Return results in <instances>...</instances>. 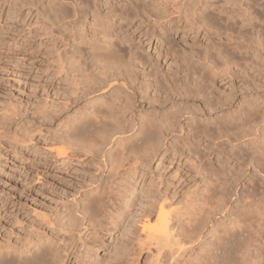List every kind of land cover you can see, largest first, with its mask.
Masks as SVG:
<instances>
[{
  "label": "rangeland",
  "instance_id": "1",
  "mask_svg": "<svg viewBox=\"0 0 264 264\" xmlns=\"http://www.w3.org/2000/svg\"><path fill=\"white\" fill-rule=\"evenodd\" d=\"M43 2H40L38 12L39 8L21 0H0V252L16 254L17 247L25 251L27 246H34L41 240L63 255L68 251L61 264H85L86 261L90 264H177V260L181 259L183 262L186 259L188 264H212L214 262H208L207 257L218 248V244L223 247L224 243L226 248L238 249L237 244L240 243L239 249L243 254L250 242L249 238L245 239L248 231H257L264 238V213L258 224L254 219L258 220L259 215H250L251 218H244V222L238 225L241 200L264 204V141L261 142L259 137L257 142L249 144L248 137L238 138L237 130L229 133V139L217 134L209 137L199 135L193 139L189 132L187 136L181 133L183 138L176 140L170 134L165 138L167 140H163L166 145L158 151L155 150L156 141L151 138L154 143L140 140L129 150H125L122 143L118 146L122 153H116L119 157L115 155L109 159L104 152H108L112 143L107 147L99 144L106 138L101 130L89 128L91 132L86 133L83 139L72 140L73 145H77L75 148L67 146L64 140L62 143L65 122L74 121L76 106L83 110L86 104L73 102L75 96L65 85L64 72L60 70L56 52H50L49 40L43 35V13L40 15ZM142 2L151 4L150 0ZM247 4L252 9L249 11L254 20H251L254 25L252 29H247L250 33L259 29L256 35L261 32L258 36L262 40L264 0H249ZM103 10L105 12V7L101 9L102 14ZM150 22L148 19L146 25L154 32L158 31L156 35H159V28L153 27ZM140 23L141 20L134 17L128 25H120V28L123 26L120 33L135 39L136 47L139 45L137 51L143 57L149 61L155 58L153 63L163 78L172 75L174 78L168 76L169 79L176 78L179 83L183 82L185 74L175 75L173 72L176 60L160 52L163 47L161 40H147L142 44L136 41L140 33L136 34L135 29ZM141 29L144 31L146 28L141 25ZM247 29L243 30L246 34L249 32ZM180 31L183 32L169 34L178 52L196 40L193 33ZM244 58L242 60L238 55L241 66L233 67L232 71L236 73L234 77H213L212 81L211 76L206 92H210L212 105H217L218 100L226 103L224 99L230 95L238 97V92L243 89L239 93L241 99L237 98L236 104L241 101L246 104L253 102L263 113L264 57L263 60L260 55L247 57L249 62ZM176 97L174 93L166 99L162 94L163 99L158 96L162 104L151 107V115L157 116L152 118H160V122L153 123L156 137L162 125L159 123L165 124L167 117L178 108L181 110V114H177L178 120H181L184 132L190 130L185 119L188 117L187 108L193 105L199 109L200 97H190L186 102ZM236 104L229 110L222 106L213 116L230 114ZM144 108H148L146 104ZM199 112L196 110L200 116L196 120L199 118L198 122L203 124L204 118L209 119L210 116H203L200 109ZM128 115L127 118H130ZM259 116V120L263 117L264 122V113ZM106 117H99L95 126L114 122L108 118L109 122ZM254 125L260 128L264 123ZM254 125L248 126L251 129L249 133L254 132ZM160 133L162 137V131ZM212 136L219 138L215 140ZM62 149L64 152L67 150L66 156L58 153ZM115 157L119 158L118 162ZM107 160L110 161L107 163ZM111 161L117 162L114 165L117 171L113 169L115 172L107 169ZM119 162L120 167H117ZM92 186H102L100 189L106 192L105 201H102L104 205L99 201L94 203L98 212L96 221H100L98 224L95 222V228L89 227L88 231L81 232L80 243L81 240H76V232L83 230L84 221L81 215L74 213L78 209L74 200L81 191ZM160 208L165 213L167 223L166 232L158 235L153 228L158 222ZM49 220L51 222L47 223ZM68 220L76 228L81 222L78 231L74 233L62 228ZM242 226H247L243 230L248 231H242V240H238V231ZM70 250L74 255L69 254Z\"/></svg>",
  "mask_w": 264,
  "mask_h": 264
},
{
  "label": "bare ground",
  "instance_id": "2",
  "mask_svg": "<svg viewBox=\"0 0 264 264\" xmlns=\"http://www.w3.org/2000/svg\"><path fill=\"white\" fill-rule=\"evenodd\" d=\"M21 1L39 8V4L43 0ZM248 1L249 0H150L151 4L149 3L148 5V2L143 3L142 0H44L42 3L43 10H41L42 12L40 14L42 15L43 13L42 18L45 24V27H43V35L47 36L49 40L50 52H56V59L60 64V70L64 72L65 85L70 88V93L75 96L73 102L77 101L78 103L81 101L86 104L85 108H82L83 110L76 106L75 110L77 114L74 121L65 122V130L62 131L63 139L61 138V141L64 140V142L68 144L67 146H74L75 148L77 145L74 141L75 145H73L72 140L75 138L83 139V136L90 131H88L89 128L92 127L95 130H101L105 132L106 138H103L105 141L102 140L103 142H99V144L102 147L103 145L107 147L112 143V146L107 150L108 152H104V156L108 155V159L115 155L118 156L116 153L121 152L118 148L120 144L123 143L125 146L124 149L129 150V148L131 149V147L140 140L145 143V140H149L153 143L156 141V145L154 144L156 148H154L158 151L166 145L163 140L170 134L174 135L175 139L179 137L180 140L183 138L182 136H184V134L187 136L189 132L192 133L190 136H192L191 138L193 139L199 135L202 137H209L214 134L221 137L227 136L229 139V133L237 130L238 138L242 136L248 137L249 144L252 141L257 142V137H259L261 142L264 141V126L261 125V123H264L262 121L263 117L259 120V115H263L264 112L262 113L259 107L253 102L246 104V102L242 103L241 101V103H237L238 105L236 104L237 98L241 97H239V93L243 91V89H239L240 86L238 87V91H241L238 92V97L230 95L224 99L226 103H220V100H218L217 105H212L213 102L210 100V92H206L209 88L207 84L211 81V76L212 81H214L213 77L219 78L224 76L232 78L235 76L236 73L232 71V69L233 67L239 66L238 61L240 60H238L239 58L237 59L238 55H240L241 59L244 58L246 54L248 55L247 57L250 58H255L259 55L261 58L264 57L262 56L264 53V50H262V48L264 49V41L262 40L264 39L261 40L259 38L260 36H258L261 32L256 35L259 29L257 31L256 29H254V31L251 30V33L247 29H252L254 26L251 24L254 20L251 19L252 14H250V8L247 6ZM104 7L105 12L103 10L104 13L102 14L101 9ZM39 11L40 8L38 9V12ZM134 17H138L141 20V23L138 24V27L135 29L136 34L140 33L136 41L142 44L147 40L148 42L152 39L161 40L163 47L160 52H162V55L170 56L176 60V69L173 72L175 75L184 73L185 79L183 82L181 81L179 83L176 81V78L174 80L169 79L172 75L166 74L167 76L163 78V74H159L160 72L157 71L158 69L156 70L155 63H153L155 58L149 61L150 59L147 57L146 59L145 56L143 57L137 51L139 45L136 47L134 42L135 39L120 33L123 27L120 28V25H128L132 22ZM148 19L153 23V27L159 28V35H156L158 31L154 32V29L146 25ZM262 21H264V18ZM246 24L249 25L246 27ZM141 25H144L146 28L144 31L142 30L143 28L141 29ZM244 29L249 31L248 34L243 32ZM180 30L193 33V37H195L196 40L194 39L195 41H192L188 48H182V50L178 52L175 50V43L173 44V40H171L169 34L183 32ZM243 33H245V36L247 35L246 38L242 36ZM121 35H123V37ZM142 38L144 39L142 40ZM124 47L125 49H123ZM258 60L260 59L258 58ZM249 61L250 60H248V62ZM255 62L257 61H254V63ZM257 65L259 66V63ZM148 68L149 70H147ZM164 90L166 91L165 93ZM174 93L177 95L176 98H181L184 102L188 101L190 97H200V99L198 98L200 100L199 109L203 112L202 115H209L210 118L212 115V118L210 120V118L208 119L205 117V120L203 119L204 121L202 122L203 124L199 123V118L196 120L198 116L196 110L199 112V109L198 107L195 108L193 105H190L187 108L188 117L185 118L186 121H188L185 122L190 130L187 128L189 131L185 130L186 132H184L183 126H181L182 122H180V119V121L178 120L177 114H181V110L178 108L176 112H172L174 113L173 115L166 116L167 122L165 124L162 122L159 123L162 124L159 126L161 130L158 129L157 132L161 134L160 131H162V137L159 134L156 137V129L153 123L157 121L160 122V118L155 120L152 118L156 115H151L153 113L151 107H154L156 104L160 105L161 100H158V96L160 99L163 94L166 98ZM145 104L148 107L147 109L144 108ZM234 104H236L235 110L230 111V114L228 113L226 116H213V114H217V112L220 111L222 106L227 107V110H229ZM183 110H186L184 106ZM186 111L184 113H186ZM184 113L182 114L185 116ZM128 114L130 118H127ZM101 116H107V119L111 118L114 122L112 121V124L102 122L103 124L97 127L95 126L96 120H100L99 117ZM257 120L259 121L257 122ZM254 123L261 125L260 128L256 127ZM252 125L255 126L254 132L249 133L251 129L248 128V126ZM156 128H158V126H156ZM212 131L214 132L211 134ZM180 134L182 136H180ZM250 135H252L251 138ZM151 138L155 141H152ZM213 138L216 140V138L218 139L219 137ZM183 140L184 139H182V141ZM215 146L218 145L215 144ZM174 148V150H176V147ZM66 149L69 150L68 147ZM66 151L67 150L64 152L62 149V152L58 151V153L61 155L63 153V155L66 156ZM152 155H154V153ZM118 157H115L117 159L115 161L117 162L119 161ZM115 158L112 159L114 160ZM108 161L110 160H107V163ZM112 161L111 165L109 163L110 167H107V169L114 171V167L116 166L115 163L117 162L114 163ZM118 166L120 167V162L117 167ZM116 185L119 186L120 184ZM93 186L87 190L81 191L77 199L74 200L76 203L75 207L77 206L78 208L74 213L81 215V220L84 221L82 224L84 225L83 230L78 231L77 229L80 228L79 225H81V222L78 223L76 228L72 226L69 220V222L67 224L64 223L65 226L62 227L71 232H76L77 230L76 240L82 239V231H88L89 227H94L95 222H97L96 220H98L96 219L98 215L96 211L97 204L94 205V203L96 201L101 203L104 200V196H106V192L100 189L102 186ZM117 188L119 189V187ZM241 201H243V203H240L238 225L240 222H244V218H248V216L251 218V216L254 217L255 215H259V218L257 217L258 220L254 219L258 224L261 220V214L264 213V204L256 203L252 200L245 202L244 200ZM105 206L107 207L106 204ZM223 207H225V204ZM164 214L165 213L160 208L158 222L153 228V231L157 234L160 233V235L166 232V230L164 232V229L166 228L167 222L164 218ZM50 222L49 220L47 223ZM246 227L242 226L241 231H238V240L241 239L240 237L243 234L242 231H244L243 229ZM247 231L245 230L244 232ZM245 236V239L249 238L250 241L248 242V248L245 253L242 252L243 254H241L239 249L240 243L237 244L238 249L237 247L226 248L227 246H224V243L223 247L225 248L221 247L220 244H216L218 248L211 251V254L207 257V261L209 262L211 260L214 262L212 264H264V238L262 236L260 237L259 233L252 229L251 232L248 231ZM40 241L41 240L38 241L39 243L36 242L37 244L34 246H27L25 251H20V248L17 247L16 254H9L6 251L0 252V264H61L64 261L68 251L63 255L50 244ZM81 242L82 240L80 243ZM22 248L23 247H21V249ZM69 254H73V252L70 250ZM185 260L184 262L182 259L181 261L177 260V264H188Z\"/></svg>",
  "mask_w": 264,
  "mask_h": 264
}]
</instances>
